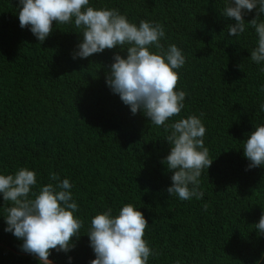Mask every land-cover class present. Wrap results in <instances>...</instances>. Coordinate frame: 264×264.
I'll list each match as a JSON object with an SVG mask.
<instances>
[{"label": "trees", "instance_id": "obj_1", "mask_svg": "<svg viewBox=\"0 0 264 264\" xmlns=\"http://www.w3.org/2000/svg\"><path fill=\"white\" fill-rule=\"evenodd\" d=\"M18 3L0 0V174L34 171L32 191L49 183L50 173L73 185L74 215L84 226L72 250L51 251L52 264H90L91 219L109 208L116 216L124 204L149 223L143 239L157 255L148 264H264V235L254 226L264 213V167L246 170L243 155L247 134L264 124V62L250 59L258 36L247 23L256 10H244L245 31L231 36L227 27L235 21L222 16L227 0H89L137 26L163 25L165 49L175 44L186 58L175 70L176 91L187 94L184 108L166 124L199 117L213 162L199 178L203 197L182 201L167 192L173 172L161 162L170 132L132 114L106 84V66L126 50L73 59L82 39L74 24L53 22L41 45L20 27ZM8 206L0 194V264H39L4 231Z\"/></svg>", "mask_w": 264, "mask_h": 264}, {"label": "clouds", "instance_id": "obj_2", "mask_svg": "<svg viewBox=\"0 0 264 264\" xmlns=\"http://www.w3.org/2000/svg\"><path fill=\"white\" fill-rule=\"evenodd\" d=\"M17 9L20 27L30 28L41 45L53 32V22L56 26L74 24L78 30L74 32L82 34V39L73 59H86L117 47L126 50V57L115 53L113 62L106 66L107 86L132 114L142 112L151 124L170 132L165 138L170 152L161 161L173 172L172 185L167 189L170 196L182 201L201 199L204 193L199 178L213 160L204 145L206 128L199 117L192 115L166 124L184 108L187 94L176 91L179 74L175 70L184 66L186 58L175 44L165 49L161 43L165 37L163 25L141 20L137 26L118 9H96L89 0H19ZM253 9L256 15L247 23L255 29L258 41L250 59L259 65L264 62V0H227L222 16L235 21L227 29L229 35L238 36L246 28L244 10ZM153 47L155 52L150 50ZM260 71L264 72V67ZM260 110L264 111V103ZM247 135L243 141V155L249 161L246 170L264 167V124ZM49 180L32 191L37 185L34 171L20 168L14 175L0 174V194L4 202H10L5 209L4 231L23 241L21 249L36 257L39 264H52V250H72L76 246L73 238L79 240L84 226L83 220L74 215L79 206L70 191V181L61 180L56 173H50ZM207 208L205 203L203 209ZM148 224L132 204H124L116 216L111 208L96 214L86 234L95 254L90 264H148L149 257L157 255L143 239ZM254 226L259 235H264V213Z\"/></svg>", "mask_w": 264, "mask_h": 264}]
</instances>
